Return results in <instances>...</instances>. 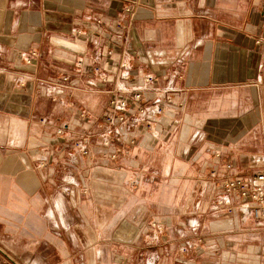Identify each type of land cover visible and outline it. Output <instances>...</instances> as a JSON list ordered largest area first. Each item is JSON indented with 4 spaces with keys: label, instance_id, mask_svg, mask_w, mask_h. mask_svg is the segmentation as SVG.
Returning <instances> with one entry per match:
<instances>
[{
    "label": "crops",
    "instance_id": "obj_1",
    "mask_svg": "<svg viewBox=\"0 0 264 264\" xmlns=\"http://www.w3.org/2000/svg\"><path fill=\"white\" fill-rule=\"evenodd\" d=\"M128 5L131 18L123 14ZM119 21L121 28L115 26ZM73 59L83 60V68L99 66L106 72L79 75L78 68L69 66ZM120 62L126 63L131 75L153 74L156 85L171 86L184 106L180 113L190 123L195 114L204 115L195 113V98L199 100L195 96L223 90L203 98L232 103L225 114H215L209 134L264 130V0H0V128L9 133L0 138V252L4 256L11 252L21 261L49 264L47 253L55 254V261L72 253L67 246L78 228L72 224V213L78 216L83 205L73 197L78 196L76 180L84 174L76 173L81 161L70 147L77 140L73 135L87 124L58 138L57 128L71 122L54 125L50 112L55 113L57 102L100 98L103 94L90 88H97L106 75L117 78L123 71ZM64 73L76 79V87L47 93L49 84ZM41 104L47 106L44 113L39 111ZM64 109L71 111L69 106ZM186 133L187 127L183 137ZM210 152L211 161L203 162V168L214 169L222 177L224 166H218L221 160L225 164V151H219V160ZM90 193L93 197V190ZM241 219L251 225L242 232L241 241L253 244L247 245L241 264H264L259 251L264 246V222L257 231L252 217ZM98 224L101 227L102 221L95 220V227ZM212 225L227 228L232 221ZM87 231L91 238L85 264L94 260L99 264L98 239L94 231ZM135 232L124 223L116 236L129 241ZM75 239L79 242L78 236ZM217 257L211 254L208 263L218 264Z\"/></svg>",
    "mask_w": 264,
    "mask_h": 264
},
{
    "label": "rangeland",
    "instance_id": "obj_2",
    "mask_svg": "<svg viewBox=\"0 0 264 264\" xmlns=\"http://www.w3.org/2000/svg\"><path fill=\"white\" fill-rule=\"evenodd\" d=\"M112 87H107L105 92L91 87V92L103 95L86 101L72 99L62 104L57 102L59 105L55 113H52L53 110L50 112L52 117L49 121L59 125L80 119V112L77 118L76 112L84 108L87 111L81 112L85 111V122L91 128L80 129L78 135H73V138L77 137L76 141L85 142L89 160L79 156L81 163L76 171L84 176L82 180H76L79 184L78 196L73 200L79 199L83 205L78 216L75 211L72 213V224L78 225L73 231L71 245L67 246L71 247L72 253L61 261H55V254L47 253L50 257L48 263L85 264V250L91 238V235L87 236V229L94 231L98 239L96 254L99 264H209L213 259L211 254L218 256V264L244 262L245 249L253 244L242 242L241 234L246 233L251 225L242 223L238 215L237 229L233 217L226 213H215L209 183L223 177H250L254 172L264 171V130L258 133L209 134L207 128L215 114H225L232 103L226 99H203L207 95H219L223 90L216 94H198L195 96H199V100L195 98V113L198 111L204 115L195 114L191 118L194 122L190 123L179 111L174 123L168 125L169 120L166 122L164 119L161 121V131L148 130L146 134L138 124L133 127L137 135L136 147L126 149L119 146L117 160L111 161L107 159V153L102 152L103 132L99 126L102 125L101 114L109 100L106 92ZM68 102L71 105H67ZM65 106H69L71 111L66 112ZM46 108L45 104H41L40 113L46 112ZM191 124L195 125V129ZM202 126L203 129H200ZM185 127L187 133L183 137ZM85 130L87 132L83 135L81 132ZM7 134L4 128H0V138ZM211 138L214 141H210ZM222 147L225 151L223 159L234 163L235 170L229 173L222 168V177L212 180L209 170L203 168V162L211 161V150L223 152ZM224 165L221 160L218 167ZM72 184L76 183L72 181ZM90 190L94 192L93 197ZM95 220L102 221L101 227L99 224L95 227ZM228 221H232L231 227L216 228L212 225ZM124 223L136 229L129 241L116 236ZM251 250L254 251L253 248ZM6 254L8 257L0 252V264H32L17 259L11 252ZM34 263L47 264L38 260ZM92 264H97V261L94 260Z\"/></svg>",
    "mask_w": 264,
    "mask_h": 264
},
{
    "label": "built area",
    "instance_id": "obj_3",
    "mask_svg": "<svg viewBox=\"0 0 264 264\" xmlns=\"http://www.w3.org/2000/svg\"><path fill=\"white\" fill-rule=\"evenodd\" d=\"M159 7V4L158 6ZM125 15L132 17V6L124 7ZM100 25V21L97 22ZM96 24V28H97ZM117 28H121V22L115 24ZM93 30L91 29L90 32ZM80 35V32H77ZM117 44L115 41H111ZM74 55L82 57L81 54L73 52ZM106 55H111L110 51H106ZM29 63V61H27ZM69 66L78 68L79 75L98 76L106 72V68L92 66L91 68H83L85 65L83 60L69 61ZM123 71H119L118 77L106 75L99 80L98 89L105 90L107 87L113 86L106 93L109 100L106 108L103 110L100 118L102 125V152L107 153V159L116 161L120 152L119 146L126 149L134 148L137 145V135L134 126L141 125L146 134L148 130L161 131V121L169 119V124L174 123L175 115L181 111L182 104L176 100L177 92L169 85L158 86L157 80L153 74L131 75L127 70L126 63H119ZM70 76L64 73L56 81L49 84L46 90L50 93L53 88H75L77 81L75 78L69 79ZM105 92V91H104ZM172 112L167 116V112ZM163 116V117H162ZM167 116L168 118H164ZM158 117V118H157ZM78 122L62 123L56 130L55 135L58 138H64L66 134L74 131L78 127L86 126V115L84 112L79 113ZM171 119V120H170ZM156 123V126L152 124ZM90 126H87L88 129ZM173 127L170 128L172 130ZM150 131V132H151ZM148 136V135H147ZM56 142V140H55ZM117 146V147H116ZM121 146V147H122ZM123 147V148H124ZM73 155L88 157L89 150L85 142L75 141L71 145ZM215 160L221 158L219 151L213 153ZM224 169L232 171L234 165L228 161L225 162ZM210 178L217 179L219 175L214 169L209 170ZM214 197L212 210L215 213H226L229 217L234 218L235 227L238 229V215L252 217L254 220L253 230H260L264 222V171L254 172L250 177L234 176L223 177L219 181L209 183ZM264 255V246L259 250Z\"/></svg>",
    "mask_w": 264,
    "mask_h": 264
},
{
    "label": "bare ground",
    "instance_id": "obj_4",
    "mask_svg": "<svg viewBox=\"0 0 264 264\" xmlns=\"http://www.w3.org/2000/svg\"><path fill=\"white\" fill-rule=\"evenodd\" d=\"M172 114V112H167V116H169V115H171ZM169 120V119H168ZM166 122H167V119H166Z\"/></svg>",
    "mask_w": 264,
    "mask_h": 264
}]
</instances>
